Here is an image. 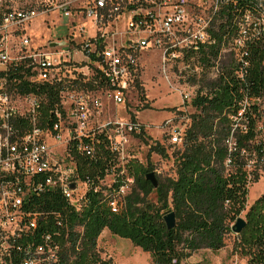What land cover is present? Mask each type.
<instances>
[{
    "label": "built area",
    "instance_id": "obj_1",
    "mask_svg": "<svg viewBox=\"0 0 264 264\" xmlns=\"http://www.w3.org/2000/svg\"><path fill=\"white\" fill-rule=\"evenodd\" d=\"M230 2L0 0V264H59L68 223L44 199L57 194L78 211L88 187L78 178L75 156H93L102 141L115 160L102 183L120 180L106 190L107 206L112 213L122 209L134 185L126 170L134 159L125 151L143 128L102 116L107 103L125 107L143 58L157 54L164 74L177 70V80L190 79L192 88L179 92L186 100L205 94L201 85L225 79L231 68H236L232 81L245 83L250 46L264 41V0L238 14L235 34L219 28ZM54 12L68 19L71 33L37 45L30 28L50 21ZM21 81L59 86L57 103L44 112L41 95L11 88ZM80 81L95 87L78 93L73 85ZM237 92L231 132L243 129L245 116L254 107L259 112L264 101V92L245 94L240 87ZM184 131L175 127L169 143L181 145ZM229 140L231 152L235 144L232 136ZM252 166L253 161L246 168ZM76 231L80 239L81 228Z\"/></svg>",
    "mask_w": 264,
    "mask_h": 264
},
{
    "label": "trees",
    "instance_id": "obj_2",
    "mask_svg": "<svg viewBox=\"0 0 264 264\" xmlns=\"http://www.w3.org/2000/svg\"><path fill=\"white\" fill-rule=\"evenodd\" d=\"M256 4L254 0H231L220 30L235 34L238 14L243 16ZM248 61L245 83L232 81L236 68H231L224 72L225 79L219 76L201 85L207 91L192 100L196 112L189 117L180 149L173 153L175 178L158 182L154 189L145 179L152 169L138 168L140 172L136 174V167L127 164L134 185L118 213L108 208L106 190L117 187L120 180H111L109 186L102 183L115 167L103 141L95 147L93 156H75L78 178L88 187L82 207L74 211L57 194L44 199L46 207L62 213L68 223L59 264H114L109 258H101L97 250L98 237L105 229L148 253L153 264H182L199 250H221L226 236L233 234L232 223L242 212L246 225L235 234L232 253L245 258L246 264H264V193L246 207L248 184L258 179L259 170H264V133L257 129L263 113L254 107V114H247L240 123L243 129L234 132L229 118L239 87L245 94L264 92L263 40L251 44ZM10 86L20 93L41 95L44 112L54 107L61 90L59 86L31 85L26 81ZM81 86L89 90L95 87L92 82ZM231 136L235 146L230 152ZM151 150L166 156L161 146ZM252 161L253 169L248 170L246 165ZM152 193L155 202L147 199ZM170 212L175 214L176 225L168 231L163 217ZM76 228H81L80 239Z\"/></svg>",
    "mask_w": 264,
    "mask_h": 264
},
{
    "label": "rangeland",
    "instance_id": "obj_3",
    "mask_svg": "<svg viewBox=\"0 0 264 264\" xmlns=\"http://www.w3.org/2000/svg\"><path fill=\"white\" fill-rule=\"evenodd\" d=\"M50 18V21L43 22V25L37 22L35 27L30 28L37 45H42L47 38L51 40L65 38L72 31L68 19L59 17L58 12H54ZM53 19H55L54 23H52ZM46 25L49 27H45ZM186 80L190 79L185 77L177 80V70H169L164 74L159 65L158 55L149 54L141 62L139 75L127 96L125 107L105 104L102 116L104 119H117L123 123L134 121L143 128L142 134L132 136L125 151V155L134 159L131 165L133 168L136 167V174H139V169H142L141 171L152 169L148 173H153L157 182L175 178L173 153L181 146L171 145L170 135L175 127L186 129L189 117L196 112L191 104L193 98L186 100L179 96L183 87L191 89L193 86L191 81ZM80 84H84L83 81L73 85V88L79 89L78 93L90 92L87 86ZM95 94L101 95V92ZM260 110L263 115L257 123V128L262 134L264 133V101L260 105ZM156 145L164 148L166 156L151 150ZM252 169L253 167L248 170ZM247 188L246 207L264 193V170L258 171V179L255 182L250 181ZM147 199L155 202L156 196L152 193ZM243 214L244 212L239 217L243 218ZM234 240L235 234H229L221 250L217 252L199 250L182 264H246L245 258L232 253ZM97 250L101 258H109L114 264H153L148 253L134 246L128 239L113 236L107 229L98 237Z\"/></svg>",
    "mask_w": 264,
    "mask_h": 264
},
{
    "label": "water",
    "instance_id": "obj_4",
    "mask_svg": "<svg viewBox=\"0 0 264 264\" xmlns=\"http://www.w3.org/2000/svg\"><path fill=\"white\" fill-rule=\"evenodd\" d=\"M56 43H52L50 44V46H56ZM145 179L151 184V186L156 189L158 187V182L155 178V175L153 173H148L145 177ZM70 188H74V185L71 184ZM166 229L169 231L171 229H173L176 225V220H175V214L173 212H170L168 214H166L163 217ZM246 222L243 218L238 217L234 224L232 225V232L234 234H239L240 232H242V230L245 228Z\"/></svg>",
    "mask_w": 264,
    "mask_h": 264
}]
</instances>
